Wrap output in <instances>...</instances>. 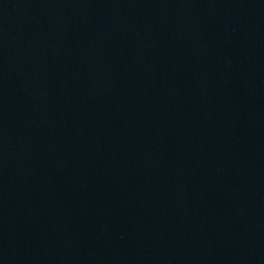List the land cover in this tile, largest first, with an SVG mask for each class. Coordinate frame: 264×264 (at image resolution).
I'll use <instances>...</instances> for the list:
<instances>
[{
	"label": "water",
	"instance_id": "obj_1",
	"mask_svg": "<svg viewBox=\"0 0 264 264\" xmlns=\"http://www.w3.org/2000/svg\"><path fill=\"white\" fill-rule=\"evenodd\" d=\"M0 264H264V0H0Z\"/></svg>",
	"mask_w": 264,
	"mask_h": 264
}]
</instances>
